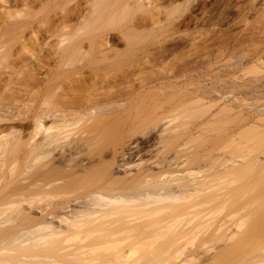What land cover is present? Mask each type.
<instances>
[{
	"label": "bare ground",
	"instance_id": "bare-ground-1",
	"mask_svg": "<svg viewBox=\"0 0 264 264\" xmlns=\"http://www.w3.org/2000/svg\"><path fill=\"white\" fill-rule=\"evenodd\" d=\"M195 1L0 0V264H264V58Z\"/></svg>",
	"mask_w": 264,
	"mask_h": 264
},
{
	"label": "rangeland",
	"instance_id": "rangeland-1",
	"mask_svg": "<svg viewBox=\"0 0 264 264\" xmlns=\"http://www.w3.org/2000/svg\"><path fill=\"white\" fill-rule=\"evenodd\" d=\"M196 3L197 6H195ZM191 8H193L191 12H186L187 14L183 16L187 17V21L192 20L194 17L196 19L203 18L204 21H208L210 24L215 21L214 24H220L217 29L218 32L223 30L224 37L227 36L231 40L235 38V41L238 39L244 54H246L244 57L246 61L251 59V56L264 58V0H196L192 3ZM228 32L231 34L229 35ZM238 33L239 37L237 36ZM212 67V76L214 74L221 76L222 71L218 73V66ZM261 68L263 72L261 75L258 74V76L260 75L259 81L256 84L252 83L254 86L247 83L249 86L245 94L246 99L249 100L248 103L251 102V98L254 99L252 102L256 100L255 98H259L261 100L260 104H264V68ZM245 79L246 82L254 81L251 75H247ZM231 85L233 83L229 82L223 88ZM251 109L253 108L249 110Z\"/></svg>",
	"mask_w": 264,
	"mask_h": 264
}]
</instances>
